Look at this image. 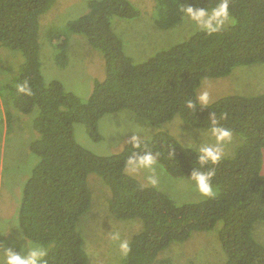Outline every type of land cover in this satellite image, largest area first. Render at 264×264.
<instances>
[{
	"label": "trees",
	"instance_id": "1",
	"mask_svg": "<svg viewBox=\"0 0 264 264\" xmlns=\"http://www.w3.org/2000/svg\"><path fill=\"white\" fill-rule=\"evenodd\" d=\"M196 0H156L155 25L167 29L178 23L180 3ZM211 0H200L201 6ZM55 0H0V46L18 51L22 61L4 85L12 106L28 114L38 138L30 151L38 157L23 185L18 215L23 234L50 243L49 264H91L83 248L77 221L87 211L90 192L87 176L95 173L109 187L108 212L115 219L138 218L141 229L129 241L124 264H153L171 242H183L195 231H209L219 223L218 239L224 264H264V242L253 235L256 221H264V174L260 172L264 148V92L228 94L186 108L204 78L225 77L237 66L264 62V0H230L235 23L211 36L195 31L187 39L134 63L121 49L114 18L132 19L140 11L129 0H90L89 9L61 28L52 27L48 39L55 45L56 62L66 66L69 33L83 34L105 62V75L95 81L86 99L66 90L55 79L45 82L39 61V18ZM27 81L31 95L16 84ZM129 110L135 120L159 126L178 115L185 123L206 129L212 119L242 137L234 155L222 157L212 183L218 193L196 202L176 204L165 192L145 186L122 169L130 154L121 151L97 155L80 145L74 123L80 122L92 141L101 135L99 119L107 113ZM6 122L10 112L4 111ZM159 152V163L173 177L190 175L196 153L181 149L166 131L145 139ZM172 148L173 157L168 152ZM206 170V169H205ZM26 224L25 227L23 224ZM160 264H171L169 258Z\"/></svg>",
	"mask_w": 264,
	"mask_h": 264
},
{
	"label": "rangeland",
	"instance_id": "2",
	"mask_svg": "<svg viewBox=\"0 0 264 264\" xmlns=\"http://www.w3.org/2000/svg\"><path fill=\"white\" fill-rule=\"evenodd\" d=\"M90 0H55V4L39 18V61L42 78L45 82L58 80L63 87L86 99L95 81L105 75V62L102 53L93 48L85 35L69 33L66 49L68 62L60 67L56 62L55 45L49 41L48 32L52 27L61 28L74 18L87 12ZM140 11L138 17L132 19L114 18L112 27L121 40L122 51L131 57L134 63L147 60L157 51L170 47L187 39L195 31L192 22L182 17L178 23L167 29L155 25L156 0H129ZM232 24V23H229ZM226 24V25H229ZM22 55L18 51L0 46V250L13 246L20 250L17 236L23 234L21 228L11 227L4 232V221L18 215L23 185L38 161L30 149V143L38 138L32 121L37 114L34 109L24 114L15 109L8 97L4 85L10 82L18 70ZM7 74V75H5ZM207 91L211 102L228 94H258L264 92V62L237 66L225 77L204 78L196 89V96ZM5 109L10 112V121L6 122ZM141 128L140 135L151 139L158 131H166L176 140L187 144L191 138L196 144L209 139L205 129L185 123L178 115L155 127L137 121L129 110L107 113L98 121L101 139L92 141L85 131L83 123H74L76 141L97 155L118 153L129 142L133 131ZM242 137L233 133L232 139L223 145V156L234 155ZM209 142H215L211 138ZM160 172V184L154 188L168 194L176 204L196 202L203 197L195 190L193 182L186 177H173L163 167ZM260 172L264 174V148L262 149ZM146 173L141 171L133 176L143 185L153 187L145 180ZM90 201L77 221V230L83 238V248L91 264H124V255L120 253L118 243L110 237L119 233L121 238L130 241L131 236L141 229L142 222L138 218L121 220L113 218L108 212L109 187L104 179L95 173L87 176ZM215 193L218 186L214 185ZM215 194V195H216ZM219 223L209 231H195L183 242H171L161 250L153 264L169 258L171 264H224L225 253L218 239ZM253 235L264 242V221H256ZM15 242V243H14Z\"/></svg>",
	"mask_w": 264,
	"mask_h": 264
},
{
	"label": "clouds",
	"instance_id": "3",
	"mask_svg": "<svg viewBox=\"0 0 264 264\" xmlns=\"http://www.w3.org/2000/svg\"><path fill=\"white\" fill-rule=\"evenodd\" d=\"M176 8L182 17H186L192 22L194 31L204 32L209 36L219 33L226 24L235 23V18L230 10V0H211L204 6H201L200 0H196L195 3L177 4ZM15 87L19 93L32 94V89L27 81L16 84ZM210 102L211 99L207 91L200 92L195 98L189 96L184 101L186 108L190 111H194L197 104L207 107ZM182 119H187V117ZM141 131L143 130L139 127L133 131L129 140L131 146L127 149L130 154L125 159L122 170L131 176L143 171L146 173L147 183L156 187L161 181L158 168L163 171V166L159 163L160 153L154 152L148 147V142L140 135ZM205 134L209 139L200 144H196L191 138L187 144L178 138L177 144L185 151L196 153L195 164L197 166L193 168L190 175H187V178L193 182L195 190L203 197H213L216 194L212 183L215 168L207 166H214L220 162L223 156V145L232 139L233 130L221 125L214 118L207 125ZM211 138H214V143L209 142ZM168 157L169 159L173 157L172 148L168 152ZM4 223L6 228L2 233H8L11 227L19 228L22 224L19 215L6 219ZM23 225L27 227L25 223ZM110 238L118 243L120 253L127 256L131 250L129 241L121 238L118 232L112 233ZM19 241H24L20 243L19 251H16L13 246L3 247L0 250V264H49L47 257L50 243L33 239L29 231L27 234L17 236L16 242Z\"/></svg>",
	"mask_w": 264,
	"mask_h": 264
}]
</instances>
